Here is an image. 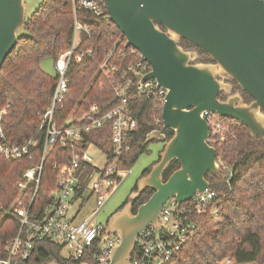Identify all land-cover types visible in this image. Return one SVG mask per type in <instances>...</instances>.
I'll return each mask as SVG.
<instances>
[{
    "label": "trees",
    "instance_id": "16d2710c",
    "mask_svg": "<svg viewBox=\"0 0 264 264\" xmlns=\"http://www.w3.org/2000/svg\"><path fill=\"white\" fill-rule=\"evenodd\" d=\"M103 3L102 0H99ZM105 12L107 10L105 9ZM77 18L89 28L81 30L79 45L74 59L69 64V92L65 101L55 110L59 126L69 116L80 118L92 105L99 107V115L121 103L114 90V77L101 70V65L110 53L109 64L126 66L136 60L132 57L131 46L109 17L96 16L86 8L76 12ZM75 29V11L72 0H43L39 9L18 31V44L6 59L0 71V108L10 104L3 116V127L13 143L24 144L37 139L27 157L7 159L0 156V258L8 254V243L18 235L21 222L15 217L13 205L21 194L31 221L42 216L44 208L52 204L50 190L56 187L57 168L55 164L68 162L66 150L53 146L48 152L40 183L28 182L25 189L18 185L23 180L25 167L40 165L45 144V132L40 129L43 114L50 105L55 77L48 76L41 68L43 58L54 61L61 52L72 44ZM164 29V28H163ZM185 49H201L182 40ZM248 100H251L246 94ZM139 120L136 133L131 139L132 151L125 157L123 167L130 169L140 154L147 151V136L155 130H163L167 138L173 131L154 123V116H160L161 106L150 100H137L130 105ZM235 138L216 145L225 163L232 169V177L227 182L223 174L206 175L211 189L220 193L218 214L196 216L198 228L193 231L182 249L167 264H216L231 257L235 264H264V140L252 137L249 129L235 119L225 118ZM95 145L107 154L113 150L110 127L93 132L90 136ZM180 167L174 160L168 166L164 178ZM146 168L142 176L147 175ZM132 191H137V184ZM146 189L133 202V213L152 195ZM128 199L120 207L123 208ZM23 236L27 234L23 232ZM74 264L63 258V246L51 239H33L32 253L25 264ZM77 264V263H76ZM91 264H95L91 262Z\"/></svg>",
    "mask_w": 264,
    "mask_h": 264
},
{
    "label": "water",
    "instance_id": "95a60500",
    "mask_svg": "<svg viewBox=\"0 0 264 264\" xmlns=\"http://www.w3.org/2000/svg\"><path fill=\"white\" fill-rule=\"evenodd\" d=\"M110 20L150 64L141 82L155 79L167 89L163 130L151 132L146 142H165L160 159L137 183V191L107 221V233L121 241L110 264H129L136 237L150 224L158 227L163 205L172 197L180 204L210 188L206 175L220 176L217 149L211 146L209 124L203 112L239 121L252 137L264 140V1L263 0H102ZM25 0H0V71L18 44V31L26 23ZM164 28V29H163ZM185 40L204 51L216 66L195 63L197 55L185 50ZM232 79L250 97L219 99ZM180 167L166 179L171 162ZM150 198L133 213V202L147 189ZM48 264H61L51 261ZM80 264H90L83 262Z\"/></svg>",
    "mask_w": 264,
    "mask_h": 264
},
{
    "label": "built area",
    "instance_id": "2783aa9c",
    "mask_svg": "<svg viewBox=\"0 0 264 264\" xmlns=\"http://www.w3.org/2000/svg\"><path fill=\"white\" fill-rule=\"evenodd\" d=\"M264 1V0H263ZM75 11L74 38L71 46L60 53L55 60L57 83L50 105L43 114L40 129L45 132V144L40 165L29 167L23 172V180L19 187L25 189L28 182L40 183L43 165L48 152L55 145L66 150L69 158L66 163L55 164L57 168L56 187L50 190L52 204H48L41 217L31 221L30 208H27L21 195L13 205L16 218L21 222L17 236L8 243V254L0 258V264H25L33 249V239H51L63 246V258L71 263L91 262L110 264L113 249L119 245V234L107 233V223L96 221L99 213L124 179L130 174L123 167L125 157L132 151L131 139L139 125L130 105L137 100H150L161 106L162 112L166 102L167 89L159 86L155 79L142 78L151 71L150 64L136 50H131L136 60L126 66L119 67L108 63L112 53L101 65V70L114 77V90L121 103L104 115H99V107L92 105L80 118L69 116L59 126L55 118V110L65 101L69 92L67 71L74 59L81 61V55L75 54L79 45L81 30L89 31L77 18V10L86 8L96 16L109 17L105 5L99 0H72ZM107 10V9H106ZM8 104L0 108V156L7 159H21L29 155L37 144L34 137L24 144L9 140L3 127V116L10 108ZM202 116L209 124L207 142L216 147L229 139L235 138L225 118L214 112L205 111ZM154 123L163 126L162 113L154 116ZM110 127V140L113 150L107 154L93 143L90 136L97 130ZM94 153L103 156L104 163L96 161ZM216 163L222 168L224 177L229 183L232 169L225 163L223 156L217 151ZM96 199V209L83 220H78L82 207L88 200L85 196ZM220 193L211 187L203 193L194 195L190 200L177 206L174 197L162 207L159 214L160 225L150 226L136 237V243L129 264H167L183 247L189 235L198 228L196 216L210 213L218 214V198ZM79 212L70 216L76 202ZM23 232L27 234L23 236ZM216 264H235L231 257H226Z\"/></svg>",
    "mask_w": 264,
    "mask_h": 264
},
{
    "label": "rangeland",
    "instance_id": "374dc122",
    "mask_svg": "<svg viewBox=\"0 0 264 264\" xmlns=\"http://www.w3.org/2000/svg\"><path fill=\"white\" fill-rule=\"evenodd\" d=\"M42 3L43 0H25L26 18L27 19L31 18L33 14L39 9ZM187 51H190L197 55V59L195 63L216 66V63L209 56L201 54L200 51H198L197 49L191 48V49H187ZM41 68L50 77H55L57 74L55 70V61L52 58L49 57L43 58L41 61ZM219 79L223 81V83L225 84V88L223 89V91H221L222 93H224L227 97L228 95L229 97L239 95L244 101L243 93L245 94L247 93L235 81L228 78L226 79L219 78ZM163 146L164 144L162 143V141L156 139L150 141V143L147 146V151L140 154L137 161L128 170L131 171L130 174L127 176L126 179H124V181L116 190V192L112 195L109 201L102 208L101 212L96 218V221L106 224L108 219L114 213L122 209V208L120 209V207L127 199L128 202H130L132 193L136 192V191H132L134 186L138 183L139 179L142 177L143 171L146 168H150L151 170L153 165L156 164V162H158V160L160 159V154L164 149ZM94 157L98 163L100 164L104 163V158L102 155L98 153H94ZM28 168L29 167H25L23 169V172ZM20 195L21 194H19L18 196ZM87 197L88 194L85 196V198L87 199ZM79 204H80L79 201L76 202L73 211L70 213V216H75L79 212ZM96 207H97L96 199L92 196L88 197L85 206L82 207L81 211L79 212L80 215L78 220H83L86 217H88L90 213H92L96 209ZM64 254L65 253L63 251V255Z\"/></svg>",
    "mask_w": 264,
    "mask_h": 264
},
{
    "label": "flooded vegetation",
    "instance_id": "af4514ba",
    "mask_svg": "<svg viewBox=\"0 0 264 264\" xmlns=\"http://www.w3.org/2000/svg\"><path fill=\"white\" fill-rule=\"evenodd\" d=\"M243 96H244V103L249 104V103L252 102L253 99L248 100V98H247V96H246L245 93H243ZM228 97H229V95H228ZM228 97H227L224 93H222V92H220V94H219V99H221L222 101H226V100H228V99H227ZM170 138H171V137H170ZM170 138H167V140L170 139ZM162 143H163L164 146H165L166 141H165V142H162ZM148 144H149V143H148ZM164 146H163V147H164ZM147 189H149V188H147Z\"/></svg>",
    "mask_w": 264,
    "mask_h": 264
}]
</instances>
